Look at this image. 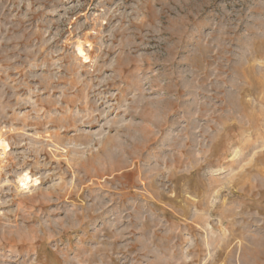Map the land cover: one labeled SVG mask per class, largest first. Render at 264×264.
Returning a JSON list of instances; mask_svg holds the SVG:
<instances>
[{"label": "rangeland", "instance_id": "374dc122", "mask_svg": "<svg viewBox=\"0 0 264 264\" xmlns=\"http://www.w3.org/2000/svg\"><path fill=\"white\" fill-rule=\"evenodd\" d=\"M0 137V264H264V0H0Z\"/></svg>", "mask_w": 264, "mask_h": 264}, {"label": "bare ground", "instance_id": "6f19581e", "mask_svg": "<svg viewBox=\"0 0 264 264\" xmlns=\"http://www.w3.org/2000/svg\"><path fill=\"white\" fill-rule=\"evenodd\" d=\"M79 53H83V49L81 47V45H79L77 47ZM8 144L5 142V140H3L1 137H0V152H1V155L3 156L5 154V152L9 149L8 148ZM19 183L21 184L22 187H27L29 183H31V179L30 177L28 176L27 173L23 174L20 179H18ZM33 182H35V180H33Z\"/></svg>", "mask_w": 264, "mask_h": 264}]
</instances>
